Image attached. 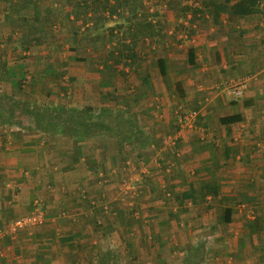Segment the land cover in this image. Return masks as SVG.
Here are the masks:
<instances>
[{"label":"crops","instance_id":"obj_1","mask_svg":"<svg viewBox=\"0 0 264 264\" xmlns=\"http://www.w3.org/2000/svg\"><path fill=\"white\" fill-rule=\"evenodd\" d=\"M234 2L218 17L215 5L224 0H165V6H154L151 11L166 10L160 17L157 12L148 15L149 21L160 25L163 40L141 42L137 48L141 59L131 72L125 68L128 79L119 76L115 87L103 85L104 74L120 70L111 62L99 66L98 76L85 63L82 71L67 65L70 76L68 71L59 73L62 65L37 63L36 42L31 51L15 44L14 52L0 53L1 93L4 88L21 92L4 100L6 108L1 106L7 113L0 116V264H97L107 253L114 261V252L126 246L132 249L130 264L145 262L137 242L127 239L125 244L123 236L125 231L137 230L134 221L126 222L144 207L142 199L135 208L131 200L121 202L125 196L120 191L121 171L132 168L138 159L171 164L174 175L165 179L169 187H162L176 195L168 194V199L178 200L180 207L184 202L182 210L193 205L199 222L212 213V226L221 227L225 236L214 244L222 249L211 252V262L203 258L200 264H264V0L258 12L246 18L231 14ZM0 3L10 9L4 0ZM14 6L25 14L20 0ZM6 14L19 23L12 40L22 46L29 33L23 29L24 16ZM29 15L35 17L37 11ZM33 17L30 24L37 30ZM29 35L37 38L34 30ZM159 58L165 61L168 75H160L158 85L152 77L159 72ZM176 79L182 80V99L175 89ZM241 82L248 86L236 97L233 90ZM109 93L112 97L106 96ZM85 108L93 113L82 112ZM191 111H197L198 118L193 128H185L181 115ZM95 114L103 117L95 118ZM233 115L242 120L220 124L222 117ZM131 117L136 127L130 130L125 121ZM5 124L10 129H4ZM209 181L217 184L218 198L209 195L201 200L197 192L193 198L184 197L191 188ZM147 189L152 194V187ZM137 193L130 191L129 199ZM171 208L173 212L163 214L175 220L172 223L165 224L160 213L149 212L151 207L145 214L159 215L160 231L169 234L171 224L180 230L184 227L179 207ZM223 208L232 209L229 224L221 220ZM37 211L45 215L43 226L17 236L5 235L13 220ZM200 228H190L192 238L184 232L191 242L182 243L179 230L163 247L161 243L149 247L156 254L168 248L165 253L169 254L159 261L162 264L177 262L170 251L178 249L179 262L186 264L189 249L204 241L195 235Z\"/></svg>","mask_w":264,"mask_h":264},{"label":"rangeland","instance_id":"obj_2","mask_svg":"<svg viewBox=\"0 0 264 264\" xmlns=\"http://www.w3.org/2000/svg\"><path fill=\"white\" fill-rule=\"evenodd\" d=\"M144 1V8L147 9V11L150 14H154L155 12H157V9L155 8L153 11H151V9H153L154 6H165L163 1L165 0H143ZM63 3L60 0H42V2L39 5V10L38 12H40V16L42 19H45V16L48 14V16L50 17L49 21L47 23H45V27L43 26L42 28V24L37 22V26L41 27L44 30H49L50 34H52L54 37L50 38V40L47 41V43L45 44H41L39 46H37V63H44V64H59L62 65V68L59 67V73H63L64 75H66V71H68V74H70L71 76V66H73L75 68V70L77 68H80L81 71L84 67H88L86 68L87 70H89L90 72H92L93 74H95V76H98V69L99 66H107L108 63H113L112 61L107 60L108 58H106V50L103 48L102 44L100 41H97V43L93 42L92 40L90 41L89 37H91V39H95L96 38V32L92 31L93 27L92 25L89 26H82L79 29V38L77 40H73V35H74V31L77 28V24L75 23H70L67 20V13L69 12L70 8H64L63 7ZM4 6L6 7V5H3L0 3V53L2 56H5L7 54V51H13L12 50L14 48V45L18 43H16V41H13L12 38L17 37L14 33L15 32H19L17 26H19V23L16 24V21L13 16L10 18L8 16H5L6 12H10L9 8H4ZM4 8V9H3ZM47 9H52L51 12L47 13ZM166 10H160L157 12V14L159 15L158 17L162 16L164 14ZM161 12V13H160ZM4 14V15H2ZM12 14V13H11ZM22 14V13H21ZM34 14V13H32ZM7 15V14H6ZM17 18V17H16ZM43 23V22H42ZM14 24V25H13ZM120 24H124V19H118L116 17L113 18L112 21L109 22V24L107 26H105L104 30H108V27H114ZM168 28V26H167ZM85 35H88L87 37ZM89 38V39H88ZM74 42H78L77 44H75ZM9 45V49L7 50L6 45ZM17 48L20 47V49L22 50H32L33 45H30V39H26L25 43H22V46H17ZM161 45V44H159ZM51 47V48H50ZM71 48H76L77 50H72ZM108 46H106V49L108 50ZM6 49V50H5ZM52 51V55H48L47 54V50ZM158 51V50H157ZM44 53V55L42 54ZM33 54V53H32ZM43 55V56H42ZM7 59V56L5 57ZM15 57L12 56V60ZM45 59V61L43 62V60ZM54 60V62L52 61ZM14 61V60H13ZM1 62V60H0ZM12 62V61H11ZM83 63H85L86 66L83 67ZM88 63V64H87ZM39 64V65H40ZM69 66V67H65V66ZM2 66V65H1ZM68 68V70L66 69ZM58 69V68H57ZM64 69V70H63ZM66 69V70H65ZM58 72V71H57ZM76 72V71H75ZM58 73V74H59ZM78 73H81L78 71ZM76 74V73H75ZM6 77V76H4ZM72 78V77H71ZM160 78V74L158 73H154L152 79L153 81H155L158 85H159V79ZM75 80L77 79V76L74 78ZM74 82V80L72 81ZM75 83V82H74ZM16 88V87H15ZM3 92L1 93L0 91V102L1 104L4 102V100L8 97L11 98L15 97L17 95H21V92L19 90L16 91V89L12 88L7 90V88H4L2 90ZM8 92L10 94H8ZM77 92L74 90L73 94H76ZM93 93H95L93 91ZM95 95V94H94ZM94 97V99L96 98L95 96H91ZM96 101V100H93ZM4 103L1 105L2 108H6L4 107ZM3 109H1L0 107V116H2L1 114H6L4 113ZM3 111V112H2ZM3 117V116H2ZM10 124H5L4 129H10L9 128ZM134 155V153L132 154ZM136 158V157H135ZM138 162H134L133 161V167L132 168H126L123 169L121 172V177L120 179L122 180V183L120 184V186H123V190L121 189L120 191L122 192V194H124L125 196L123 198V201H121L122 203L127 202L128 200H131L130 202L133 203L132 207H136L135 204L139 203V201H141L142 199V205H144V207H139L136 210V216L134 217L133 220L128 219V222L126 223H130L131 221H134V223L136 224V231H132L135 233L134 236H131L130 234L132 232H130L131 230H129L128 232L125 231L123 233L124 238H126V240L124 241L125 244H127L129 242V240L127 239H134L135 242H137V245L139 246V252L143 251L144 254V261L142 263H133V264H162L159 261L162 260L161 256H166L169 253H165L166 251H168V248H165V251L160 253V254H156V249H154L155 251H152V248L149 247L150 245L153 246H164V244L168 243V241H170V239L172 238V236L175 235V237H177L178 232L180 230V228L178 229L177 226L175 225H169L168 229L170 228V233L167 234V232H161L160 231V226L161 223L163 222V220H160V217H162V219H166V222L168 223H172L175 222V220L168 219L167 216H164L166 213L168 214L170 211H172V208H178V212L179 215L181 216L180 220L181 222L184 224L183 229H181L180 231H183V241H181L182 243H184V241H188L191 242V238L194 237V235L192 234L193 231L190 230V228H194V226H198L200 225V229L201 230L199 232H197L195 235H197V239H199L200 241H202V243L206 242V249H205V255H204V261H206L207 263H209V261L211 260L212 255L211 252L214 253V249H216L217 251L222 249V248H218L220 247L219 244H214L216 241L220 243V240L223 239V237L225 236L224 234L221 233V227L220 226H212L211 223H213L214 218H213V214L209 213L208 216H203L202 220L196 221L195 219L198 218L197 215H195V210H194V206H190L187 204V208H185L184 210L183 207H185V204L183 202V204L180 207L179 201L178 200H170L168 199V194H172L174 191H169L167 192V188H163L162 185H165L164 183L167 182L165 179H169L170 176L174 175L172 171L173 168H170L171 164L168 165H164V161L161 162H153L150 164V161H146L144 159H138ZM136 161V159H135ZM142 163V166H138L139 164ZM130 169V170H129ZM171 170V173H169L167 170ZM125 170V171H124ZM127 171V172H126ZM136 176L137 180L139 179V181H136L132 184H135L133 187L134 189L131 191H138V193L131 199L130 198V191L127 189V187H129V183L131 177ZM190 177H193L190 173ZM177 178V177H176ZM149 181V182H148ZM145 183H148L147 185ZM152 187V194H147V192H150V190L147 189V186ZM146 186V187H145ZM126 187V188H125ZM138 187V188H137ZM141 187V189H140ZM165 187H169L168 185H165ZM128 190V191H127ZM142 192V193H141ZM167 192V193H166ZM120 193V192H119ZM128 193V194H127ZM174 195H176V193L174 192ZM133 196V195H131ZM171 196V195H170ZM172 197H174L172 195ZM175 198V197H174ZM154 200V201H153ZM109 201V200H108ZM191 201V200H190ZM188 201V203L190 202ZM156 202H159V204H156ZM192 203V202H190ZM205 206V205H204ZM151 207V209H150ZM189 208V209H188ZM150 209V210H148ZM153 209V210H152ZM148 210L149 212H153L155 214L160 213L159 215H161L160 217L158 216H154V217H147V215L145 214V211ZM152 210V211H151ZM182 212V213H181ZM187 212V213H186ZM216 214H220V211L217 209L215 210ZM127 215L129 216L130 210L127 209L126 210ZM165 213V214H163ZM166 214V215H167ZM178 216V215H177ZM217 221L219 220V215L214 216ZM174 219V217L172 218ZM175 219H177V217H175ZM200 219V217H199ZM186 221V222H185ZM194 221V222H193ZM191 226H190V223ZM141 224V225H137ZM134 224V225H135ZM138 226V227H137ZM140 226V229H139ZM174 226V227H173ZM190 230V232H189ZM224 229H222L223 231ZM140 231V232H139ZM187 231V232H185ZM184 232L188 235V237L191 235V238H186L185 239V235ZM223 233H225V231H223ZM167 234V235H166ZM164 235V236H162ZM12 241V240H11ZM10 241V243L12 244V242ZM164 241V243L162 244V242ZM133 242V241H132ZM180 242V243H181ZM154 243V244H153ZM156 243V244H155ZM182 247V246H181ZM125 249H118L117 251L114 252V256H113V263L115 264H130V257H131V247L129 248V246L124 247ZM161 251V250H158ZM180 250H172L170 251V257H173L174 260H176L177 262H175L174 264H181V262H179V260H181L182 258L180 257L181 254H179ZM165 254V255H164ZM158 258H157V257ZM207 259V260H206ZM211 262V261H210Z\"/></svg>","mask_w":264,"mask_h":264},{"label":"trees","instance_id":"obj_3","mask_svg":"<svg viewBox=\"0 0 264 264\" xmlns=\"http://www.w3.org/2000/svg\"><path fill=\"white\" fill-rule=\"evenodd\" d=\"M9 4L11 9V13L13 15L24 16L23 18V29L28 31L29 33L33 30L37 32V38L32 39L31 35L27 38L30 39L31 46L34 45L33 42L37 43V46L41 44L47 43V41L53 35L50 34L49 30L42 29L45 27V23H47L50 19L48 14L45 16V19H42L40 16L39 5H37V10L35 9L36 3L42 2V0H20L23 8L26 10L25 14L22 13L20 9H16L14 6V2L16 0H4ZM63 3L64 8H70L67 13L68 22L75 23L78 29H75L73 40H77L79 38V28L82 26L92 25V31L96 32L97 36L95 39H88L95 43L100 41L103 48L106 50V58L107 60L112 61L114 65H117L120 70L114 72H108L104 74L103 85H107L108 87H115V80L120 76L123 80H127L129 77V73H125V68H129V72L133 70V66L141 59V56L137 52V48L139 44L146 39H155L157 38V42L160 43L163 40L160 25H156L149 21L148 15L149 12L146 8H144L143 0H60ZM232 0H224V3H220L215 5V16H220L222 13L227 12V5L230 4ZM262 0H235L231 7V14L237 18H246L253 14H256L259 10L260 3ZM35 10V11H34ZM202 10V9H201ZM30 11L36 12L37 16L33 17L29 15ZM47 13L51 12L52 9H47ZM201 12L197 10L196 13ZM36 14V13H35ZM28 17V18H27ZM29 17H33V20L41 23L42 28L37 26V30L33 29L30 22L32 21ZM116 17L118 19H124V24H120L114 27H108V30H104L105 26L109 24L113 18ZM35 18V19H34ZM43 22V23H42ZM29 25V26H28ZM30 27L32 29H30ZM86 37L88 35H85ZM77 44L78 42H74ZM108 46V50L106 49ZM72 50H77L76 48H71ZM194 54L191 52L189 57L190 64L194 63ZM159 74L162 78H166L168 75V67L165 61L162 58L157 59ZM1 74V72H0ZM2 76H0L1 78ZM175 89L179 96V98L185 97V92L182 87V80L175 81ZM107 97H112V94H106ZM0 102V107H1ZM82 112H86L88 114L93 113L92 108H85ZM192 112V111H191ZM190 113V112H188ZM187 114V112L182 113V115ZM106 115H108L106 113ZM105 115V116H106ZM181 115V116H182ZM94 117V115H93ZM103 117L102 115L95 114V118ZM198 118V117H197ZM2 118L0 117V122ZM242 120L240 115H233L228 117H222L220 119L221 125H232L238 123ZM99 122L95 123L97 126ZM136 120L131 117L129 121H125V124L128 128H135ZM123 124V123H122ZM121 126V125H119ZM138 127V126H137ZM133 130V129H132ZM121 131V130H119ZM196 189L191 188V191L184 195V197H192L193 193L197 192L198 197H202L201 200H205L206 196L211 195L213 199L218 198L219 196V188L217 184L213 181L202 182L200 186H195ZM216 202V200H214ZM222 202V201H221ZM222 204V203H221ZM221 220L225 224H229L232 222V209L223 208ZM186 256V264H200V259L204 258L205 255V246L202 243L196 248H191L187 252ZM97 264H115L111 260V256L107 253L103 257H100Z\"/></svg>","mask_w":264,"mask_h":264},{"label":"built area","instance_id":"obj_4","mask_svg":"<svg viewBox=\"0 0 264 264\" xmlns=\"http://www.w3.org/2000/svg\"><path fill=\"white\" fill-rule=\"evenodd\" d=\"M247 86H248L247 82H241L239 86L233 90V94L236 97L242 96L244 91L247 89ZM197 117H198V112L192 111L190 113L182 115L180 118V122L185 128H193L195 126V121ZM131 181L132 182L129 183L130 184L129 187H127L129 191H132L134 189L133 187L134 184L132 183L139 181V179L137 180V177L133 176L131 177ZM45 219L46 218L44 213L40 211L16 218L7 226L6 231H4L5 235L17 236L18 233L25 231L27 229L43 226L45 224Z\"/></svg>","mask_w":264,"mask_h":264}]
</instances>
